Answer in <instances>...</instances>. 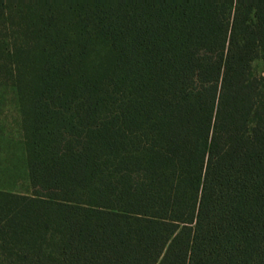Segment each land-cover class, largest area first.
Instances as JSON below:
<instances>
[{"label": "trees", "instance_id": "16d2710c", "mask_svg": "<svg viewBox=\"0 0 264 264\" xmlns=\"http://www.w3.org/2000/svg\"><path fill=\"white\" fill-rule=\"evenodd\" d=\"M257 59L264 0H0V264H264Z\"/></svg>", "mask_w": 264, "mask_h": 264}, {"label": "rangeland", "instance_id": "374dc122", "mask_svg": "<svg viewBox=\"0 0 264 264\" xmlns=\"http://www.w3.org/2000/svg\"><path fill=\"white\" fill-rule=\"evenodd\" d=\"M254 75H264V63L257 59L253 63ZM21 115L14 91L0 78V156L6 161L14 142L21 138ZM22 187H19V189Z\"/></svg>", "mask_w": 264, "mask_h": 264}]
</instances>
